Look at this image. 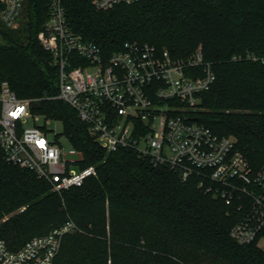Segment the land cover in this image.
Returning <instances> with one entry per match:
<instances>
[{"label": "trees", "instance_id": "16d2710c", "mask_svg": "<svg viewBox=\"0 0 264 264\" xmlns=\"http://www.w3.org/2000/svg\"><path fill=\"white\" fill-rule=\"evenodd\" d=\"M95 0H63L70 29L104 56L128 42L148 43L177 58L200 50L215 81L188 114L235 149L253 169L264 166V0H137L97 9ZM25 21L0 19V82L34 115L62 122L66 142L96 175L61 192L0 150V240L19 249L68 220L53 264H264L256 242L230 236L234 209L134 150L107 151L75 109L54 98L58 67L39 43L49 0H24ZM2 5L0 3V11Z\"/></svg>", "mask_w": 264, "mask_h": 264}, {"label": "built area", "instance_id": "2783aa9c", "mask_svg": "<svg viewBox=\"0 0 264 264\" xmlns=\"http://www.w3.org/2000/svg\"><path fill=\"white\" fill-rule=\"evenodd\" d=\"M134 1L95 0L94 5L104 10ZM0 3L1 21L15 26L24 0ZM37 38L58 67L54 98L76 110L101 147L134 150L183 180L199 175L198 185L236 212L230 236L264 250V166L254 170L235 149L233 137L216 135L188 114L215 81L212 65L199 49L177 58L166 49L133 41L104 56L70 29L63 0H49ZM31 117L33 125L24 127ZM37 117L29 99L16 96L7 81L0 82V150L8 163L31 170L56 192L96 175L94 166L80 167L78 149L63 145L58 135L49 138L45 126L36 125ZM75 229L68 220L15 251L0 240V264H53L63 236Z\"/></svg>", "mask_w": 264, "mask_h": 264}, {"label": "rangeland", "instance_id": "374dc122", "mask_svg": "<svg viewBox=\"0 0 264 264\" xmlns=\"http://www.w3.org/2000/svg\"><path fill=\"white\" fill-rule=\"evenodd\" d=\"M24 21H25V12L23 10L20 13V17L18 18V22H24ZM36 116H38V115H36ZM46 120L47 119L43 118L42 116H38L35 123L37 126H41V127L45 126L46 130L48 131V137L49 138L53 139L55 135H58L61 138V140H60L61 143L67 147L68 143L66 142V140L63 139L64 135L62 132L63 131L62 122L60 120H57V119H49L46 123ZM32 125H33V118L32 117L27 119L23 123L24 127H30Z\"/></svg>", "mask_w": 264, "mask_h": 264}]
</instances>
